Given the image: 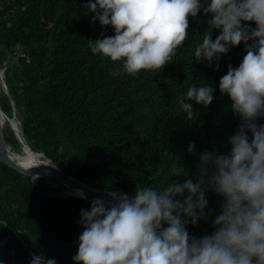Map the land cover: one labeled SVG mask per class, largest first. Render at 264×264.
Instances as JSON below:
<instances>
[{"label":"trees","instance_id":"16d2710c","mask_svg":"<svg viewBox=\"0 0 264 264\" xmlns=\"http://www.w3.org/2000/svg\"><path fill=\"white\" fill-rule=\"evenodd\" d=\"M87 3L0 0V69H5L9 92L1 89L2 111L12 118L16 110L19 129L38 156L94 188L134 196L137 186H166L177 179L195 183L201 157L230 154V139L241 126L219 82L229 65L237 68L243 61V43L221 57L218 71L215 61L212 67L196 62L195 47L210 19L201 11L189 17L188 40L164 69L129 75L122 62L91 52L89 41L115 32L98 20L91 23L95 14L83 7ZM220 32L213 30V40ZM114 68L121 74L111 75ZM193 84L213 87L214 100L207 108L187 101L195 114L188 121L178 98ZM3 132L13 151L24 154L8 124ZM190 145L195 146L192 152ZM180 165L188 175L173 177L171 170ZM67 190L52 178L32 179L0 161L3 264H30L34 255L75 264L81 209L90 210L92 202L68 196ZM207 200V218L188 225L192 236L215 231L224 198L209 189Z\"/></svg>","mask_w":264,"mask_h":264},{"label":"clouds","instance_id":"9594fccd","mask_svg":"<svg viewBox=\"0 0 264 264\" xmlns=\"http://www.w3.org/2000/svg\"><path fill=\"white\" fill-rule=\"evenodd\" d=\"M83 7L95 14L91 23L98 20L115 32L89 41L91 52L122 62L129 75L164 69L188 40L189 17L201 11L210 19L195 47L196 62L212 67L215 61L218 71L221 57L242 43L246 55L219 82L241 120L230 154L205 153L195 183L177 179L166 186H137L132 197L110 192L111 200L95 198L90 210L81 209L75 264H264V124L257 123L264 119V0H88ZM110 74L121 73L114 68ZM213 100V87L196 84L178 98L188 121L195 114L187 101L207 108ZM171 174L188 175L183 165ZM209 189L224 198L222 212L215 231L199 238L187 228L207 218ZM30 264L56 261L34 255Z\"/></svg>","mask_w":264,"mask_h":264},{"label":"water","instance_id":"95a60500","mask_svg":"<svg viewBox=\"0 0 264 264\" xmlns=\"http://www.w3.org/2000/svg\"><path fill=\"white\" fill-rule=\"evenodd\" d=\"M5 74V69H0V75L3 76ZM4 88L6 93L9 95L6 82L5 80L1 81L0 85V92L1 89ZM0 117L3 118L4 123L0 121V161L5 163L6 165L12 167L13 169L23 173L24 175H27L31 177L32 179H36L34 177H49L56 181H58L60 184L65 186L66 188L70 189V193L67 194L68 196H76L81 197L83 199H86L90 202H92L95 198L100 197L105 200H111L112 196L109 195V193L113 194H127L129 197H132L129 193L122 192V191H103L97 188H94L90 186L89 184L77 179L76 177L64 173L59 167H57L53 161L49 158H47L44 155H39L41 159L32 164L28 165L27 168H25V163L18 161L15 157L17 156L15 152L13 151L12 147L7 143L5 136H4V127L6 124H8L13 132L15 133L18 140L23 144L24 146V154H31V155H37L30 145L25 140L23 133L20 131V129L17 127V123L20 124L19 121H17L16 116V110H14L13 117L9 118L6 116V114L2 111L0 106ZM5 119V120H4ZM16 120V121H15ZM20 154H18L17 157H19ZM72 190L80 191V193H83V196L81 194H75L72 192Z\"/></svg>","mask_w":264,"mask_h":264},{"label":"bare ground","instance_id":"6f19581e","mask_svg":"<svg viewBox=\"0 0 264 264\" xmlns=\"http://www.w3.org/2000/svg\"><path fill=\"white\" fill-rule=\"evenodd\" d=\"M5 79V74L3 75V76H1L0 75V85H1V81L2 80H4ZM5 120V119H4ZM0 121L1 122H5V121H3V118L2 117H0ZM16 121V120H15ZM18 121V120H17ZM17 125V127L19 128V123H17L16 124ZM17 156H18V154L17 153H15ZM15 157L18 161H20V162H24L26 165L28 164V165H32V164H34V163H36L37 161H38V159L40 160L41 159V157H39L38 155H31V154H25V155H19V157ZM72 192L74 193V195L75 194H81L80 193V191H75V190H72ZM70 193V192H69ZM69 193H67V194H69Z\"/></svg>","mask_w":264,"mask_h":264},{"label":"rangeland","instance_id":"374dc122","mask_svg":"<svg viewBox=\"0 0 264 264\" xmlns=\"http://www.w3.org/2000/svg\"><path fill=\"white\" fill-rule=\"evenodd\" d=\"M4 80H5V79H4ZM22 155H25V154H22ZM22 155H21V156H22ZM55 186L60 187V185H55ZM70 191H71L70 189H69V191L67 190V191H66V194L69 193Z\"/></svg>","mask_w":264,"mask_h":264}]
</instances>
